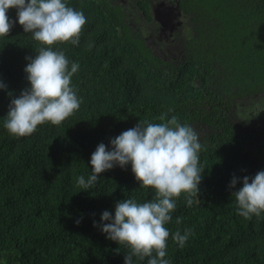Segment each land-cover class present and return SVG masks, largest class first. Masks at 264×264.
Masks as SVG:
<instances>
[{
	"label": "trees",
	"instance_id": "1",
	"mask_svg": "<svg viewBox=\"0 0 264 264\" xmlns=\"http://www.w3.org/2000/svg\"><path fill=\"white\" fill-rule=\"evenodd\" d=\"M65 2L87 22L78 45L54 46L79 64L71 86L82 100L59 126L45 123L20 138L4 128L11 100L30 88L26 58L43 45L24 32L14 8L7 15L16 23L0 37L6 86L0 88V264H125L128 249L102 232L110 221L101 215L114 216L124 199L149 201L154 190L140 187L130 163L99 174L90 190L80 189L77 178L91 175L99 143L111 150L112 138L139 121L159 123L165 112L199 134L204 168L191 206L183 193L176 199L165 258L170 264H264V213L243 218L232 196L244 176L264 171V121L239 115L243 99L264 102V0H181L187 20L167 58L111 0ZM140 7L152 21L148 1ZM185 229L194 235L180 248L171 234Z\"/></svg>",
	"mask_w": 264,
	"mask_h": 264
},
{
	"label": "clouds",
	"instance_id": "2",
	"mask_svg": "<svg viewBox=\"0 0 264 264\" xmlns=\"http://www.w3.org/2000/svg\"><path fill=\"white\" fill-rule=\"evenodd\" d=\"M13 8L24 32L31 33L43 45L34 58H26L30 62L24 71L30 88L11 100L4 120V128L13 137L20 138L32 135L45 123L59 126L80 108L82 100L71 86L79 64L70 62L65 52L54 50V46L78 45L87 19L65 0H0V37H7L16 23L7 15ZM5 87L0 83V88ZM156 119L160 122L139 121L112 138L111 150L103 142L99 143L91 154V175L87 179L83 175L77 178L80 189L90 190L98 182L99 174L130 163L140 187L154 190V197L149 201L124 199L115 204L114 216L107 210L101 215L102 222L110 221L102 224V232L128 249L125 264H134V257L140 261L148 258L147 264H170L165 258L170 236L166 224L172 221L176 199L182 193L191 206V197L199 193L204 170L199 163L202 149L199 134L190 125L181 124L177 116L168 118V112ZM242 183L232 193L238 214L248 220L259 217L264 213V171L252 178L244 176ZM236 184L234 177L230 187ZM181 222L182 217H178L176 223ZM191 235H194L192 229H185L183 234L177 230L171 238L183 248ZM116 251L119 253L120 248Z\"/></svg>",
	"mask_w": 264,
	"mask_h": 264
},
{
	"label": "flooded vegetation",
	"instance_id": "3",
	"mask_svg": "<svg viewBox=\"0 0 264 264\" xmlns=\"http://www.w3.org/2000/svg\"><path fill=\"white\" fill-rule=\"evenodd\" d=\"M111 1L122 8L127 17V23L143 36L155 53L162 54L165 58L173 53L176 34L182 30V24L187 20L180 5L181 0H147L153 16L152 21L146 18L142 9L139 15H136L133 10L134 4L141 8L142 0ZM178 14L179 17H177ZM157 19L163 23L164 27ZM142 25L143 27H139Z\"/></svg>",
	"mask_w": 264,
	"mask_h": 264
},
{
	"label": "rangeland",
	"instance_id": "4",
	"mask_svg": "<svg viewBox=\"0 0 264 264\" xmlns=\"http://www.w3.org/2000/svg\"><path fill=\"white\" fill-rule=\"evenodd\" d=\"M133 9L137 11L139 15L140 10L137 9L136 4L133 5ZM240 105L242 106L240 107L239 115L242 118L248 120L258 119L260 121H264V102L262 104V102L258 100L243 99L240 101Z\"/></svg>",
	"mask_w": 264,
	"mask_h": 264
},
{
	"label": "bare ground",
	"instance_id": "5",
	"mask_svg": "<svg viewBox=\"0 0 264 264\" xmlns=\"http://www.w3.org/2000/svg\"><path fill=\"white\" fill-rule=\"evenodd\" d=\"M178 11V10H177ZM180 13V12H179ZM177 17H179V14L177 15ZM159 22H160V24L161 25H163V23L159 20V19H157ZM163 27H164V25H163Z\"/></svg>",
	"mask_w": 264,
	"mask_h": 264
}]
</instances>
